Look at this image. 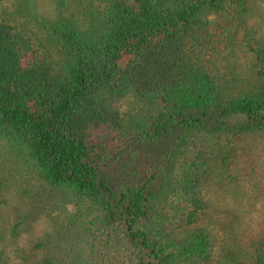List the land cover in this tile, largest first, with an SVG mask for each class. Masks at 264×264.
Masks as SVG:
<instances>
[{"label": "trees", "instance_id": "obj_1", "mask_svg": "<svg viewBox=\"0 0 264 264\" xmlns=\"http://www.w3.org/2000/svg\"><path fill=\"white\" fill-rule=\"evenodd\" d=\"M50 1L57 17L36 14L45 40L0 7V138L20 149L42 189L100 210L86 227L92 264H210L213 233L179 238L159 206L186 210L178 218L187 225H217L200 195L210 167L201 158L178 166L183 148L197 134H264V43L247 24L250 0H97L80 7L82 22L67 15L71 0ZM240 35L261 83L231 97L219 65ZM4 189L0 180V206ZM250 250L251 264H264V230ZM237 260L227 253L221 264Z\"/></svg>", "mask_w": 264, "mask_h": 264}, {"label": "rangeland", "instance_id": "obj_2", "mask_svg": "<svg viewBox=\"0 0 264 264\" xmlns=\"http://www.w3.org/2000/svg\"><path fill=\"white\" fill-rule=\"evenodd\" d=\"M42 1L36 10L26 0H2L0 7L45 40L42 20L36 14L49 20L57 17V13L53 2ZM71 1L67 15L78 20H81L80 7H92L98 3L97 0ZM83 2L86 5H80ZM247 24L256 38L264 43V0H250ZM52 52V57L57 59L56 50ZM219 67L222 88L231 97L261 83L256 56L243 35H240L236 49L221 59ZM217 136L197 134L191 137L177 164L196 158L207 162L211 176L200 195L218 224L187 225L183 218H178L186 210L169 209L163 205L159 210L169 218L168 232L175 231L179 238L190 235L197 227H207L213 233L214 247L208 263L221 264L225 254L234 253L240 264H251L248 252L252 241L264 230V134L249 131L227 138L223 134L220 138ZM228 146L234 148L230 150L235 156L231 157L229 168H224L220 156L223 149L229 150L226 149ZM0 180L5 186L4 203L0 206V264H35L45 258L52 259L55 264H92L86 227L101 214L94 204L67 192L42 189L33 167L20 149L2 138ZM256 182H260L261 190L253 191L250 184ZM27 214H34L35 220L27 221L26 227L13 232ZM246 221V228L242 229Z\"/></svg>", "mask_w": 264, "mask_h": 264}]
</instances>
